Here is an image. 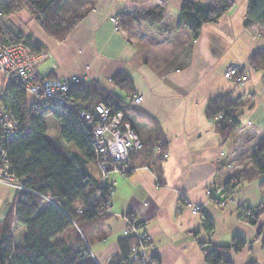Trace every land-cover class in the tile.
Masks as SVG:
<instances>
[{
    "label": "crops",
    "instance_id": "1",
    "mask_svg": "<svg viewBox=\"0 0 264 264\" xmlns=\"http://www.w3.org/2000/svg\"><path fill=\"white\" fill-rule=\"evenodd\" d=\"M184 1L99 0L64 43L55 42L37 23L34 34L17 19H6L50 55L36 65L42 74L97 81L121 99L127 94L111 77L117 72L128 75L134 95L143 97L131 115L139 137L143 142L161 137L167 144L168 158L154 161L151 168L143 152L134 161V171L109 176L112 212L103 223L88 227L98 264H108L119 253L118 242L125 237L123 216L129 214L152 238L148 252L159 264H208L200 244L229 246L235 237L244 238L246 245L240 252L227 253L230 264H264V192L258 181L243 180L234 186L257 150L255 134L264 129V105L258 102L264 100V76L250 69V79L242 87L224 77L229 65L248 64L252 52L264 47L263 30L258 27L255 35L257 26H245L250 0H234L233 8L217 22L204 25L195 40L184 27L159 34L140 26L142 32L133 37L117 31L111 21L121 16L124 28L137 30L136 14L147 8H164L175 20ZM225 94L241 96L244 107L240 130L223 143L205 111L212 99ZM249 100L251 106L246 104ZM241 130L255 134L239 143ZM92 173L99 178L95 165ZM229 183L233 187L225 194L220 189ZM209 191L216 194V201ZM228 196L231 200L225 207L217 205V199ZM14 197L13 191L0 187L1 205L10 202L0 220L9 213ZM190 204L202 205V216L194 215ZM242 205L261 210L256 224L241 217ZM204 218L213 226L211 236L204 229Z\"/></svg>",
    "mask_w": 264,
    "mask_h": 264
},
{
    "label": "trees",
    "instance_id": "2",
    "mask_svg": "<svg viewBox=\"0 0 264 264\" xmlns=\"http://www.w3.org/2000/svg\"><path fill=\"white\" fill-rule=\"evenodd\" d=\"M98 1L2 0L0 5L5 20L24 11L47 36L57 43H64L95 9ZM234 4V0H211L209 4L185 0L175 20L164 8L142 9L136 14L137 30L124 28L121 16L114 18L117 19V31L127 32L133 37L140 35L137 31L142 32L140 26L159 34H169L172 29L178 31L184 27L195 40L204 25L217 22ZM252 25L264 32V0L249 1L245 26L249 28ZM0 39L6 45L19 43L31 52H43L42 47L19 31L0 28ZM249 68L264 76V47L252 52ZM111 81L126 92L127 99L115 96L97 81H81L72 86L67 94L73 103L72 108L56 103L37 105L20 89L4 81L1 83L3 102L23 123L28 124L30 130L18 134L7 147L12 173L27 189L15 195L9 213L0 220V264H98L90 249L88 227L97 226L109 217L111 201L108 198L112 197L113 187L110 183L102 185L100 175L96 178L92 173V166L97 168L96 153L80 115L104 104L113 111L123 112L137 133L131 119L137 111V106L131 101L134 96L133 82L128 75L120 72L113 74ZM243 107L241 96L232 97L231 94L218 95L208 103L205 114L215 123L223 143L241 128ZM48 116L60 123V128L52 137L47 130ZM141 142V149L131 157L133 168L136 157L143 152L148 165L163 159L156 154L157 148L162 153L167 151V144L161 137L149 142L141 139ZM236 179L234 186L243 180L258 181L259 188L264 192V145L253 155L250 166ZM161 184L159 179L158 185ZM232 187L229 183L222 190L226 194ZM258 215L251 224H256ZM204 229L208 233L213 231L206 218ZM118 244L119 253L108 264H144L134 259L133 250L138 246L135 237L125 236ZM201 244L205 246V261L208 264H230L227 253L230 250L240 252L246 240L235 237L229 246ZM152 259L159 264L157 257L152 256Z\"/></svg>",
    "mask_w": 264,
    "mask_h": 264
},
{
    "label": "built area",
    "instance_id": "3",
    "mask_svg": "<svg viewBox=\"0 0 264 264\" xmlns=\"http://www.w3.org/2000/svg\"><path fill=\"white\" fill-rule=\"evenodd\" d=\"M2 0H0L1 3ZM115 22L116 18H111ZM3 10L0 5V27L5 24ZM255 30V35L259 34ZM46 56L45 52H31L23 44L6 45L0 39V75L4 81L32 97L35 104H59L72 108L73 103L68 97L70 88L84 80L83 77L48 78L40 73L36 65ZM249 64H231L225 72V78L237 86H244L250 79ZM3 92L0 89V186L14 188L17 192L25 190L20 179L12 173L8 145L14 141L21 132H29V126L23 123L12 109L3 102ZM132 105L139 106L143 101L141 95L131 98ZM80 121L91 135V143L96 153L97 168L102 180V185H109V176L112 174L127 175L133 170L131 157L141 149L142 142L133 129L131 122L126 119L121 111H113L111 107L99 104L91 112H82ZM158 156L167 158L168 153L156 149ZM111 184V183H110ZM110 191V188H109ZM210 193V192H209ZM108 201L110 202L111 199ZM224 204V202H223ZM202 207V206H201ZM201 207L193 208L194 214H201ZM112 212L111 207L108 210ZM242 217L250 220L259 214V209H241ZM127 216V215H126ZM125 219V236L136 237L138 246L134 248V259L144 264H156L152 255L146 252L150 246V238L146 231L141 230V223L132 217ZM228 264V263H222Z\"/></svg>",
    "mask_w": 264,
    "mask_h": 264
},
{
    "label": "rangeland",
    "instance_id": "4",
    "mask_svg": "<svg viewBox=\"0 0 264 264\" xmlns=\"http://www.w3.org/2000/svg\"><path fill=\"white\" fill-rule=\"evenodd\" d=\"M11 18H13V19H17V21L19 22V23H22L23 25H25V26H30V29H31V32H33L34 34H35V30H34V28H32V27H35V24H36V22L33 20V19H31V21L28 23H26V20H27V18L28 17H30V16H27V14H26V12H19V13H16V14H14L13 16H10ZM114 18V17H113ZM116 20L117 19H115V22H113L112 21V19H111V21L113 22V24H114V26H115V29H116ZM5 21V24L2 26V27H0V28H2V29H5L6 31H17V30H15V29H13L11 26H9L8 24H7V22H6V20H4ZM117 30V29H116ZM256 30H258V31H260L259 29H258V27H256ZM48 54V53H47ZM250 60V59H249ZM248 64H249V61H248ZM226 70V69H225ZM249 71H250V69H249ZM225 72V71H224ZM250 73V72H249ZM224 77H225V75H224ZM53 78H56V77H53ZM4 81V78H2L1 77V75H0V86H1V83ZM83 81H87L86 79H84ZM5 82V81H4ZM135 96V95H134ZM259 97H261V96H259ZM256 99V97L253 99V101ZM260 101V104H263L264 105V100L262 99V97L261 98H259L258 99V102ZM248 106H251V104H252V102H251V100H249L247 103H246ZM140 106V105H139ZM138 107V106H137ZM211 123H213V125H215V123L214 122H212L211 121ZM46 124H47V130H48V135H49V137H52L53 135H55L56 133H57V131H58V129L60 128V123L57 121V120H55L54 118H52V117H49V118H46ZM240 130V129H239ZM238 130V131H239ZM237 131V132H238ZM246 132H244V130H241V134H240V136H239V143H240V141H241V143H243V139H247V138H249L251 135H253V134H255V133H253V131H248L246 134H245ZM233 137V136H232ZM140 138V137H139ZM259 143L261 144V146L262 145H264V129L260 132V133H256L255 134V137H254V145H255V149L257 148V150H258V148H260L259 147ZM248 149H249V147H248ZM257 150H256V152H257ZM255 152V153H256ZM165 153H167V151L165 152ZM168 156H169V154H168ZM168 156H167V158H168ZM160 157H162L163 159H166V158H164L163 156H159V158ZM152 163L153 162H151L148 166H147V168H151L152 167ZM97 166V165H96ZM97 169V171H98V168H96ZM135 170V168H133V170L132 171H134ZM131 171V172H132ZM130 172V173H131ZM98 173H99V171H98ZM129 174V173H128ZM127 174V175H128ZM0 187H4V188H7L8 190H10V191H13L14 193H15V195L16 194H18V193H20V192H17L14 188H10V187H7V186H4V185H1ZM112 187H113V184H112ZM25 188V187H24ZM27 188H25V190H26ZM220 190H222V189H220ZM24 191V190H23ZM210 193H209V195H210V198H211V200H215L216 201V194L213 192V191H209ZM6 199H3L2 201H5ZM231 200V197L229 198V196L227 197V198H225V200H218L217 199V205H219V206H221V207H225L226 205H227V203L229 202ZM223 202H224V204H223ZM202 206V205H200V204H190L189 206H190V208H191V211L193 210V208L194 207H196V206ZM9 206H10V202L7 204V203H2V205H1V203H0V208H2L1 209V212L0 213H4L5 214V212H7V210L9 209ZM242 208H247V209H251V208H249V207H246V206H244V205H242V206H240V208H239V212L241 213V209ZM202 211H203V206L201 207V214L199 213V214H194L193 213V211H192V213L194 214V215H201L202 216ZM261 213V210L259 209V214ZM1 216V215H0ZM129 218V217H132L131 215H125V216H123V218ZM241 217H242V214H241ZM133 218V217H132ZM243 218V217H242ZM244 219V218H243ZM256 219V217L254 218V220ZM133 220H136L135 218H133ZM245 220V219H244ZM245 221H247V222H249V223H251V221H253V219H250V220H245ZM142 225V224H141ZM125 229V228H124ZM208 233V232H207ZM214 233V231H212V232H210V233H208L209 234V236H211L212 234ZM148 237L152 240V238L150 237V235H148ZM136 238V237H135ZM151 240L149 241L150 243H151ZM201 245V248L203 249V253L205 254V252H206V250L204 249L205 248V246L203 247V245L202 244H200ZM91 249V248H90ZM148 249H149V245H148V247H147V249H146V252H148ZM93 254V253H92ZM93 256H94V254H93ZM95 258V257H94ZM152 261H153V259H152Z\"/></svg>",
    "mask_w": 264,
    "mask_h": 264
},
{
    "label": "bare ground",
    "instance_id": "5",
    "mask_svg": "<svg viewBox=\"0 0 264 264\" xmlns=\"http://www.w3.org/2000/svg\"><path fill=\"white\" fill-rule=\"evenodd\" d=\"M7 36V35H6ZM10 38V37H9Z\"/></svg>",
    "mask_w": 264,
    "mask_h": 264
}]
</instances>
